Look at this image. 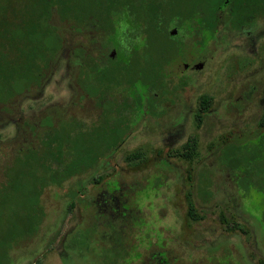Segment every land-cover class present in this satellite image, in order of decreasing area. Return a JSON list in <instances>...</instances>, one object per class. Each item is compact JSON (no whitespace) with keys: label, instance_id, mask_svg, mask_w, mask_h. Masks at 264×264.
Segmentation results:
<instances>
[{"label":"trees","instance_id":"1","mask_svg":"<svg viewBox=\"0 0 264 264\" xmlns=\"http://www.w3.org/2000/svg\"><path fill=\"white\" fill-rule=\"evenodd\" d=\"M184 2L0 0V108L3 111L16 97L44 80L62 45L61 26L86 33L95 45L105 50L98 57L83 50L77 54L80 65L77 83L84 99L79 109L59 118L45 117L32 126L27 146L13 148L10 144L4 152L0 149V264H12L11 251L37 234L45 217V193L60 190L69 179L98 166L124 142L137 119L146 115L145 109L149 111L153 102L163 96L164 87L158 83L165 78L169 57L161 53L162 60L149 64L150 72L140 70L135 77L133 69L137 68L139 51L164 36L178 51L186 45L182 41L184 37L172 42L179 34L190 36L193 41L202 34L206 43L221 29L227 27L239 32L254 27L264 18V0H192L187 10H180ZM210 102V97H200L198 123ZM258 139V146L264 150V134ZM196 143L194 137H189L178 155L190 160ZM241 147L229 149L226 145L216 161L235 171L234 177L229 175V178L239 190L244 215V199L239 192H246L252 211L245 216L253 225L257 245L264 254V166L260 172L253 173L249 162L259 154L246 155ZM150 170L125 182L120 181L119 175H113L88 196L77 198V192H69L76 198L83 217L64 236V264H143L149 259L148 249L156 245L141 243L138 236L148 237L146 241L157 239L145 231L147 225L151 230L150 223L153 224L148 209L155 208L153 201L172 178L167 173L170 170L163 165ZM240 171L241 176L237 174ZM149 179L154 181L153 195L137 202L134 193ZM204 192L207 199L215 196L210 184ZM73 203L68 205L70 210ZM6 207L12 211L7 217ZM253 211L260 216H255ZM187 215L192 221L203 219L190 197ZM158 218L156 222L161 221L160 211ZM156 229L165 239V230Z\"/></svg>","mask_w":264,"mask_h":264},{"label":"rangeland","instance_id":"2","mask_svg":"<svg viewBox=\"0 0 264 264\" xmlns=\"http://www.w3.org/2000/svg\"><path fill=\"white\" fill-rule=\"evenodd\" d=\"M184 1L180 10H187L192 2ZM59 30L62 45L41 85L16 97L6 111L0 108V149L3 152L10 144L13 148L27 146L31 140V127L45 117L59 118L81 107L82 103L76 105L80 94L75 83L79 64L77 54L83 50L98 57L103 56L105 50L95 45L86 33L63 26ZM166 40L165 36L161 37L136 54L135 77L140 70L150 72L149 64L162 60L161 53L169 58L176 53L177 48ZM181 74L188 81L187 86L169 89L168 82L162 77L158 84L172 93H164L161 99L166 101L155 113L145 109L146 115L137 119L124 142L98 166L84 175L69 179L60 190L45 193L43 222L33 238L18 244L11 251L12 264H64V236L80 224L83 217L76 198L73 199L69 192H77V198L88 196L103 187L113 175H119L120 181L125 182L128 178L152 172L150 169L156 165L170 170L167 173L172 178L153 201L155 208L147 210L151 212L149 220L152 218L153 224L150 223L151 230L147 225L145 231L152 239L163 238L156 229L160 227L166 229V240L181 239L191 249L232 244L240 255L248 258L249 264H264V254L257 245L255 229L245 216L252 211L247 194L239 192L244 199V215L240 209L239 190L229 178V175L234 177L235 171L216 161L226 145L229 149L242 146L246 155L259 154L249 162L253 173L260 172L261 166H264V150L257 143V139L264 134V84L249 85L255 78L264 76V18L254 27L239 32L227 27L219 30L215 39L203 50L197 67ZM203 95L210 97L211 102L198 123L196 114ZM189 137L196 139V151L190 160H185L178 154ZM241 172L237 174L241 176ZM235 179L238 180V177ZM149 180L134 193L137 202L153 195L154 181ZM208 184L215 193L209 199L204 192ZM189 197L202 220L192 221L188 217ZM71 203L74 207L70 210L68 205ZM159 211L161 221L156 222ZM11 213V209L6 207L4 216ZM253 214L260 216L257 211ZM138 238L142 239L139 240L141 243L150 242L141 234ZM233 254L218 255L216 260L234 261Z\"/></svg>","mask_w":264,"mask_h":264},{"label":"flooded vegetation","instance_id":"3","mask_svg":"<svg viewBox=\"0 0 264 264\" xmlns=\"http://www.w3.org/2000/svg\"><path fill=\"white\" fill-rule=\"evenodd\" d=\"M216 33L214 34L213 39H215ZM201 36L202 34H199L197 36L198 39L196 41L191 40V37L186 36L185 34H179L177 35L176 39H172V42L176 43L177 39L179 40L184 37L182 41L186 45L183 46L182 48H179L178 51H176V53L169 58L170 66L167 68L166 71L167 73L165 74V80L169 84L168 87L169 89H171L172 87L183 88L184 86L185 87L187 86L188 81L184 79L181 73L191 72L193 69L197 67V65L201 61L203 50L206 48L208 43L211 40H213L211 39L210 41L204 43L202 41ZM79 68L80 65L78 64L75 83L77 90L79 91L80 94L78 95L79 100L78 103L76 104L77 106L81 104L82 102L81 100H84L82 98L83 92L79 88L77 83ZM263 84H264V76H259L258 78H255L254 80L249 82V85L252 86L263 85ZM168 88L164 87V93H166L167 95L172 93L171 90L170 92H167V90H169ZM165 101L166 100H162L161 97L160 99L154 101L151 106V109L149 110V113L150 112L155 113L154 111H156L158 107ZM119 146H117L115 149H117ZM164 230L165 233L164 232L163 233L167 234L166 229ZM150 243L155 244L156 246L148 249V251L150 252L149 253L147 251L149 253V259L148 260L146 259V261L143 264H249L248 258L246 256L240 255L239 250L236 248V246L232 244L226 243L223 244L222 246L217 245L215 248H210L208 246H205L204 248L201 247V248L191 249L190 245L188 243L182 242L181 239L166 240L162 238V239L152 240L150 241ZM232 252H234L233 254L234 261H231L230 259L226 263L221 261V259L216 260V256L219 255L224 257L227 256L226 255L227 253L231 254Z\"/></svg>","mask_w":264,"mask_h":264}]
</instances>
